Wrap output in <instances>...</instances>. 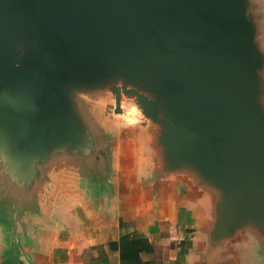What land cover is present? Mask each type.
<instances>
[{
	"label": "water",
	"instance_id": "1",
	"mask_svg": "<svg viewBox=\"0 0 264 264\" xmlns=\"http://www.w3.org/2000/svg\"><path fill=\"white\" fill-rule=\"evenodd\" d=\"M252 1L0 0L5 240L32 228L61 174L105 192L121 137L136 135L157 177L189 179L212 200L209 254L251 241L264 264V56ZM130 108L138 119L127 124Z\"/></svg>",
	"mask_w": 264,
	"mask_h": 264
},
{
	"label": "crops",
	"instance_id": "2",
	"mask_svg": "<svg viewBox=\"0 0 264 264\" xmlns=\"http://www.w3.org/2000/svg\"><path fill=\"white\" fill-rule=\"evenodd\" d=\"M115 174L102 194L75 175L57 176L24 234L5 240L0 264H261L251 241L209 249L213 203L158 165L136 135L117 146Z\"/></svg>",
	"mask_w": 264,
	"mask_h": 264
},
{
	"label": "rangeland",
	"instance_id": "3",
	"mask_svg": "<svg viewBox=\"0 0 264 264\" xmlns=\"http://www.w3.org/2000/svg\"><path fill=\"white\" fill-rule=\"evenodd\" d=\"M251 5H252V13L254 15L257 28H258L257 43H259V45H261L260 47L263 48L262 53L264 56V0H254V2ZM261 76H262L261 77L262 80L264 81V70ZM101 108H103V106H101ZM123 119L124 121H126V123L128 122L127 124H130V122L136 121L138 118H137L135 109L133 108L125 109ZM124 127L122 125L120 126L119 124L114 126L115 129L123 128V130L124 129L129 130V129L134 128V125H128V127H125V128Z\"/></svg>",
	"mask_w": 264,
	"mask_h": 264
}]
</instances>
